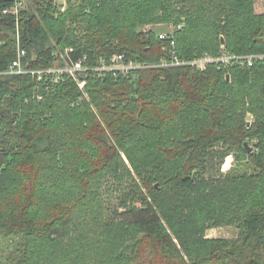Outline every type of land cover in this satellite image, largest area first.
<instances>
[{"label":"trees","instance_id":"16d2710c","mask_svg":"<svg viewBox=\"0 0 264 264\" xmlns=\"http://www.w3.org/2000/svg\"><path fill=\"white\" fill-rule=\"evenodd\" d=\"M257 1L71 0L64 11L42 0L16 15L18 0H0V241L16 240L7 264H264V57L162 66L171 39L139 29L173 24L185 61L223 48L261 55ZM19 47L27 72L9 73ZM115 53L156 66L90 70L84 88L37 72ZM218 147L244 169L206 177ZM108 177L122 185L123 210L110 217ZM228 225L237 239L207 236Z\"/></svg>","mask_w":264,"mask_h":264},{"label":"rangeland","instance_id":"374dc122","mask_svg":"<svg viewBox=\"0 0 264 264\" xmlns=\"http://www.w3.org/2000/svg\"><path fill=\"white\" fill-rule=\"evenodd\" d=\"M42 0H22L23 5L20 9L28 10L29 12H36L37 9L41 6L39 2ZM69 1L71 0H54L55 4L59 8H63L64 5L66 8L69 5ZM74 1V0H72ZM257 7L259 9H264V0H258L257 1ZM142 31H154L157 33L160 37L161 34H170L172 32H175L176 28L173 24L168 23H161V24H150L141 26L139 28ZM223 50V49H222ZM164 63V61H163ZM56 65H59L58 67L64 66L65 64H61L59 60L55 61ZM152 65V64H151ZM162 66V63L159 64ZM156 66V65H154ZM152 67V66H151ZM131 74H135L134 72ZM129 75V74H128ZM249 119H253V115H248ZM254 142H250L249 144L251 146H254ZM125 159L127 164H129L132 173L135 177H137V173L135 169L133 168L132 164L129 162L126 155ZM245 160L240 159L238 154H229L228 152L223 150L221 147H218L217 152L215 153L212 162L210 163V167L207 169L205 176L211 177V176H217V177H223L226 174H228L232 169L233 171H241L244 169ZM242 167V168H241ZM109 183L104 184L102 194H103V202H104V209L106 210L107 217H110L113 215V213L116 214V212H120L123 210L122 206V198L120 194V189H122V185L113 179V177H108ZM114 214V215H115ZM207 236L211 238L216 237H222L227 239H237L239 236V229L237 226L228 225V226H221V227H210L207 230ZM16 247V240L13 239H3L0 241V264L6 263L7 259L10 257L12 253L14 252V248ZM123 251V248L119 249V252ZM7 264V263H6Z\"/></svg>","mask_w":264,"mask_h":264},{"label":"built area","instance_id":"2783aa9c","mask_svg":"<svg viewBox=\"0 0 264 264\" xmlns=\"http://www.w3.org/2000/svg\"><path fill=\"white\" fill-rule=\"evenodd\" d=\"M23 5L22 0H18L15 7L10 9L9 11L15 13L16 15H19L21 11V6ZM66 6L62 8V10L65 11ZM8 10H5L7 12ZM182 26L177 27V29H180ZM176 28V27H175ZM160 39H171V52L173 56V60L168 62L164 61L163 65L165 66H173V65H181V64H191L199 69H205L208 64L211 63H224L226 65L230 64H240L245 65L248 64L249 66L253 65L254 61L258 58H263L264 54H251V55H236L233 53H230L229 51L225 50L223 48L222 52L218 56H214L209 53H205L204 55L197 57L190 61L181 60L178 57L177 51H176V42H175V32H172L170 34H161ZM72 48H67L66 52L69 53ZM26 51L19 47V57L17 60H15L12 64L11 70L8 71L9 73H22L27 72L22 68L21 65V56L24 55ZM86 57L83 59H80L78 61H72L71 59L66 58L65 65L58 67L59 65L55 64V67L47 70H38V73H53L57 75V77H62V75L67 74L70 77H73L77 80L81 88H84L86 84V80H84L82 77L90 70H95L97 72H105L109 71L112 72L115 76H118L119 74H131L135 70L141 69V68H149L151 65L146 62L134 60L132 58H129L124 53H115L112 54L110 57L109 62L102 61L100 65L95 67H90L86 65L85 63ZM36 72V71H32Z\"/></svg>","mask_w":264,"mask_h":264},{"label":"water","instance_id":"95a60500","mask_svg":"<svg viewBox=\"0 0 264 264\" xmlns=\"http://www.w3.org/2000/svg\"><path fill=\"white\" fill-rule=\"evenodd\" d=\"M222 43H225L224 38H222ZM245 145L250 152L253 150V148L249 144L246 143Z\"/></svg>","mask_w":264,"mask_h":264}]
</instances>
